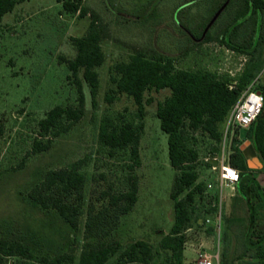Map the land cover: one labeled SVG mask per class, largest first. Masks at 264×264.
Returning <instances> with one entry per match:
<instances>
[{
    "label": "rangeland",
    "instance_id": "rangeland-1",
    "mask_svg": "<svg viewBox=\"0 0 264 264\" xmlns=\"http://www.w3.org/2000/svg\"><path fill=\"white\" fill-rule=\"evenodd\" d=\"M228 2L80 0L86 8L81 16L80 12L64 10L57 0H20L12 12L4 15L0 24V238L21 239L33 234L40 250L52 256L73 255V264H78L83 249L99 240L127 245L143 239L158 247L162 234L168 233L173 225L171 192L178 173L170 162L168 135L156 114L158 102L171 94L168 88L152 89L145 94V99L152 101L146 105L140 147L142 164L135 170L139 178L138 201L105 238L85 233L88 203L100 207L101 191L111 184L116 189L124 187V177L130 171L127 154L110 156L98 141L99 124L105 115L121 114L132 119L137 112L135 101L126 94H119L112 102L107 100L110 71L117 62L128 60L137 50H144L150 55L172 57L177 68L206 69L220 77L238 76L250 61V54L234 51L215 38L205 40L204 35L195 36L203 27L215 36L233 22L240 2L236 0L230 5ZM92 21L101 26L100 42L106 56L98 68V94L93 101L81 73L85 93L83 117L65 132L41 136L39 121L49 109L57 104L79 105L78 89L64 58L75 57L73 38L86 35ZM257 26L256 33L260 26L264 33V11L259 14ZM252 28L249 22L244 25L238 40L250 34ZM255 84L261 86L264 96V66L257 73ZM227 126L226 120L221 127L220 143L200 130L195 135L200 150L199 181L205 184L200 200L202 221L215 211L209 210L213 204L221 207L223 234L228 230L231 235L229 256H233L243 248L247 206L236 200L237 190L231 196L226 188L223 199L218 196L220 152L223 145L227 154L234 150L233 130ZM243 135L241 131L239 139ZM48 137L52 138L50 149L34 152L35 141H47ZM214 146L218 148L215 150ZM79 159L86 160L83 169L89 180L84 210L78 228L74 229L55 210L33 206L28 193L49 169H59ZM256 176L261 181L259 185L264 186V171L257 172ZM204 225L203 222L201 227L187 230L185 261L195 257L194 248L199 241L211 240ZM223 234L222 249L226 247ZM16 259L8 257L7 260L12 264ZM151 264H166L163 252Z\"/></svg>",
    "mask_w": 264,
    "mask_h": 264
},
{
    "label": "trees",
    "instance_id": "trees-1",
    "mask_svg": "<svg viewBox=\"0 0 264 264\" xmlns=\"http://www.w3.org/2000/svg\"><path fill=\"white\" fill-rule=\"evenodd\" d=\"M233 4L236 0H229ZM20 0H0V24L5 14L12 12ZM64 10L83 16L86 8L80 0H57ZM240 8L229 23L214 36L203 27L197 38L217 39L228 48L250 54V61L236 77H220L216 72L198 69H182L174 65L168 55H150L137 50L126 61L117 62L110 71V87L106 98L112 102L119 94L133 98L137 105L135 118L124 115H105L99 124L98 141L110 156L127 154L128 171L124 177V187L116 189L113 184L101 191L98 200L101 206L89 202L85 233L87 236L105 238L119 224L121 217L129 213L138 201L139 178L136 168L142 164L141 138L145 130L146 105L152 100L145 99L147 91L170 89L171 94L157 104L156 114L162 130L168 135V152L171 165L178 170L171 192L174 221L168 233H163L157 248L143 239L123 245L118 241L99 240L88 245L79 256L78 264H151L163 252L166 264H185V243L187 230L201 227L203 213L200 200L205 184L199 181L197 131L208 133L216 143L222 141V125L240 93L255 81L257 73L264 66V33L257 24L259 14L264 11V0H239ZM263 21V20H262ZM261 21V22H262ZM253 25L250 34L238 40L240 30L247 23ZM101 26L92 21L89 31L82 37H74L76 47L74 58L65 59L74 77L79 93V105L57 104L49 109L40 121V135L56 136L70 129L84 115L85 93L82 79L88 83L90 94L95 100L100 77L98 68L105 62L101 46ZM82 73V79L80 74ZM233 85L231 88L230 85ZM261 89V86H256ZM264 107L255 122L247 129L233 131L234 150L229 162L240 171L236 200L247 206L246 225L242 237V251L229 256L231 235L224 232L226 247L222 249V264H264V188L256 178L248 174L240 145L247 139L254 145L264 163ZM241 131L244 135L239 139ZM52 138L36 140L34 152L50 149ZM215 150L218 148L213 147ZM85 159L76 160L57 169H49L28 193L33 206L45 210H55L64 221L77 229L87 199L86 186L89 180L84 171ZM211 165V163H208ZM199 197V200L198 198ZM252 211H251V208ZM215 207L209 208V210ZM209 235L212 228L205 230ZM34 235L29 238H0V264H10L8 257H16L12 264H73L74 257L68 253L55 256L40 250Z\"/></svg>",
    "mask_w": 264,
    "mask_h": 264
},
{
    "label": "built area",
    "instance_id": "built-area-1",
    "mask_svg": "<svg viewBox=\"0 0 264 264\" xmlns=\"http://www.w3.org/2000/svg\"><path fill=\"white\" fill-rule=\"evenodd\" d=\"M232 88L233 85L231 84ZM264 107V96L260 89L256 87L255 81L245 88L237 98L232 106L227 117L228 129L233 131L236 128L247 129L258 118ZM225 145L219 155V180L220 187L218 196L223 199L226 195L224 190L229 189V195L233 196L237 190V184L240 180V171L238 168L232 166L229 162L230 153L225 152ZM212 215L207 216L203 226L205 229L212 228L211 240L202 239L199 241L195 250V257L190 261H185V264H222L221 254L222 245L221 239L223 234L222 229V210L216 204ZM208 215V213H207ZM192 229L189 228L188 230ZM210 237V236H209ZM211 242L208 245V242ZM210 247V248H209Z\"/></svg>",
    "mask_w": 264,
    "mask_h": 264
},
{
    "label": "water",
    "instance_id": "water-1",
    "mask_svg": "<svg viewBox=\"0 0 264 264\" xmlns=\"http://www.w3.org/2000/svg\"><path fill=\"white\" fill-rule=\"evenodd\" d=\"M246 145L245 147H243ZM240 149L243 151L245 157L248 159V165L251 168L263 167L262 161L259 159L254 145L249 139L245 140L241 145Z\"/></svg>",
    "mask_w": 264,
    "mask_h": 264
},
{
    "label": "flooded vegetation",
    "instance_id": "flooded-vegetation-1",
    "mask_svg": "<svg viewBox=\"0 0 264 264\" xmlns=\"http://www.w3.org/2000/svg\"><path fill=\"white\" fill-rule=\"evenodd\" d=\"M257 152V151H256ZM244 154V153H243ZM257 155H258V153H257ZM245 156V155H244ZM258 157H259V155H258ZM245 159H246V163H247V165H248V159L245 157ZM259 159H260V157H259ZM261 160V159H260ZM263 163V162H262ZM248 167H249V165H248ZM264 171V163H263V167H259V168H251V167H249V169H248V174H250V175H252V176H254L256 179V182H258V183H261V181H260V179L256 176V173L257 172H263ZM261 186L264 188V186L261 184ZM251 208V207H250ZM251 211H252V208H251Z\"/></svg>",
    "mask_w": 264,
    "mask_h": 264
}]
</instances>
